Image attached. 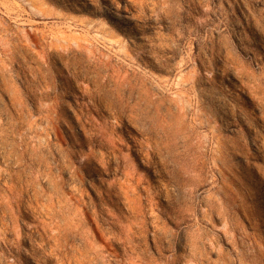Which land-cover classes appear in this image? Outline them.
Returning <instances> with one entry per match:
<instances>
[{
  "label": "rangeland",
  "instance_id": "1",
  "mask_svg": "<svg viewBox=\"0 0 264 264\" xmlns=\"http://www.w3.org/2000/svg\"><path fill=\"white\" fill-rule=\"evenodd\" d=\"M0 264H264V0H0Z\"/></svg>",
  "mask_w": 264,
  "mask_h": 264
}]
</instances>
